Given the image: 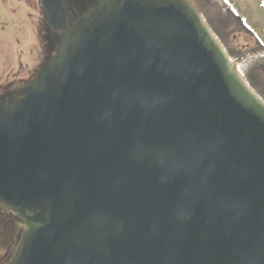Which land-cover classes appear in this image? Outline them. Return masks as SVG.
Wrapping results in <instances>:
<instances>
[{
	"label": "water",
	"instance_id": "95a60500",
	"mask_svg": "<svg viewBox=\"0 0 264 264\" xmlns=\"http://www.w3.org/2000/svg\"><path fill=\"white\" fill-rule=\"evenodd\" d=\"M0 105L6 264H264V102L187 0H103Z\"/></svg>",
	"mask_w": 264,
	"mask_h": 264
},
{
	"label": "flooded vegetation",
	"instance_id": "af4514ba",
	"mask_svg": "<svg viewBox=\"0 0 264 264\" xmlns=\"http://www.w3.org/2000/svg\"><path fill=\"white\" fill-rule=\"evenodd\" d=\"M64 1L72 22L103 0ZM59 41V33L48 25L43 0H0V105L16 97L36 77L55 55ZM22 231L21 219L0 209V238L12 240L11 250Z\"/></svg>",
	"mask_w": 264,
	"mask_h": 264
},
{
	"label": "rangeland",
	"instance_id": "374dc122",
	"mask_svg": "<svg viewBox=\"0 0 264 264\" xmlns=\"http://www.w3.org/2000/svg\"><path fill=\"white\" fill-rule=\"evenodd\" d=\"M188 1L202 15L220 41L232 60L234 70H240L254 92L264 101V0H230L233 8L242 18L247 19L260 38L249 32L239 17L232 13L233 8L227 0ZM22 233L23 231L19 234L20 237ZM4 238L5 240L0 238V264L7 263L18 247L17 243L11 250L12 240L8 242L7 236ZM8 246L10 252L7 253Z\"/></svg>",
	"mask_w": 264,
	"mask_h": 264
}]
</instances>
